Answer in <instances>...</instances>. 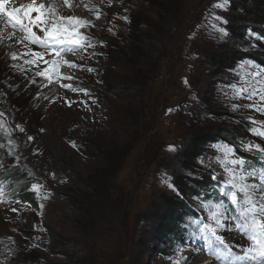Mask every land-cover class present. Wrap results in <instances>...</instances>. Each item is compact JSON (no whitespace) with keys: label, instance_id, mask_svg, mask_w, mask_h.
I'll use <instances>...</instances> for the list:
<instances>
[{"label":"rangeland","instance_id":"1","mask_svg":"<svg viewBox=\"0 0 264 264\" xmlns=\"http://www.w3.org/2000/svg\"><path fill=\"white\" fill-rule=\"evenodd\" d=\"M89 1L95 13L54 6L57 15L87 19L79 29L92 35L91 45L106 41L103 54L83 58L94 73L77 77L97 102L45 83L30 59L35 52L51 58L52 50L0 19V153L11 174L41 186L31 185L33 202L24 197L0 206V264H215L203 258L205 247L191 254L193 246L186 244L175 252L171 232L160 224L174 215L165 200L181 196L172 183L173 164L196 135L241 132L244 141L226 137L213 144L237 146L239 158L264 155L255 147L264 149V138L250 131L258 124L253 120L264 119L250 107L264 108V95L258 98L254 90L262 68L252 74L243 60L236 77L245 76L244 84L231 73L211 76L217 70L212 55L222 49L264 61V40L254 35L264 36V22L255 17V10L264 13V0L251 5L250 15L231 9L235 0L224 8L215 7L223 0ZM213 144L196 160L175 165L178 182L212 183L213 173L226 175L217 154L233 156ZM203 206L192 198L186 208ZM231 230L226 226L223 238L242 256L246 237Z\"/></svg>","mask_w":264,"mask_h":264},{"label":"snow or ice","instance_id":"2","mask_svg":"<svg viewBox=\"0 0 264 264\" xmlns=\"http://www.w3.org/2000/svg\"><path fill=\"white\" fill-rule=\"evenodd\" d=\"M8 3L9 0H0V19L6 17L5 22L14 29L18 28L21 32H24L25 39L46 50L51 49L53 54L58 58L50 62L52 65L51 69L37 72V76H43L51 81L52 76H60L62 65H67L70 68L77 67L69 61L63 60V55L68 53L75 55L78 49L85 47L84 37L81 36L78 29L82 26H87L88 21L72 16L64 17L57 15L53 8L46 7L43 3L37 6L36 0H32L30 4L22 6L19 9L13 8L11 10L6 7ZM64 3L68 4V0H64ZM227 4L228 0H223L222 3L215 4V7L224 8ZM32 13H36L37 15L34 17ZM125 19L127 18L125 17ZM216 19L221 20V17L217 16ZM64 24L73 26V30L69 31L68 27H63ZM34 27L44 33L43 38L33 31ZM219 31L227 35V32L223 28H220ZM87 46H91L90 41L87 42ZM33 55L41 59L43 58V53L41 52H35ZM13 59H15V56H13ZM45 63L49 62L45 61ZM50 71L52 75H49ZM88 71H92V69H88ZM63 79L70 80L72 77L64 76ZM62 87H67L73 92L77 91L70 84L62 85ZM237 92L239 93L240 89H237ZM84 95H89L87 90L84 91ZM247 98L250 99L251 94ZM68 104L71 106L72 101H69ZM250 107H254L257 111L264 113V108H258L256 105H250ZM252 122L253 124H264V122H257L255 120ZM250 131L254 135L264 138V130L252 128ZM29 139L32 138L29 137ZM73 146L75 147V145ZM246 147L249 151L252 150V145H246ZM255 147L260 151H264L259 145ZM229 151L231 152V149ZM230 163L233 165V168L226 170L232 179L222 181L219 185H214L221 199L218 201L210 199L203 202L205 207L211 205L213 224L211 226L201 225L200 230L203 232L207 227L211 234V246L209 250L212 255L218 261H221V264H234L235 261H241L244 257L236 256L234 260H229L227 258L230 255L229 246L222 236L218 234L219 231L226 227L227 222H231L235 229L249 240V246L245 251L248 253L255 252L256 257H258L256 264H264V167L249 172L244 167V158L234 159ZM236 173L240 174L238 179ZM249 178L256 179L259 182L248 184L246 181ZM212 179L216 180V174H213ZM40 187V185L34 184L32 189L36 190ZM201 238L205 239L206 242L208 241V235H202ZM216 245H219V248H216ZM247 258L254 259L253 256H248Z\"/></svg>","mask_w":264,"mask_h":264},{"label":"trees","instance_id":"3","mask_svg":"<svg viewBox=\"0 0 264 264\" xmlns=\"http://www.w3.org/2000/svg\"><path fill=\"white\" fill-rule=\"evenodd\" d=\"M239 1V2H238ZM251 3V4H250ZM261 4V1L257 0H235V2L231 3V9L234 11L237 9H241L244 11V13L250 15L252 14V10L254 7L251 8V5ZM260 7V6H258ZM255 14V17L261 19L262 22H264V13L258 12ZM236 12V11H235ZM264 25V24H263ZM229 28H231L229 26ZM106 42V41H105ZM264 55V54H263ZM246 57L244 54H241V52H231L230 50L222 49L221 51L215 52L212 55L211 59V66L214 69L211 72L212 77L221 76L223 78H226V73H231L236 77V73L238 72V65L243 62V60ZM253 59L257 60L260 63L264 64V61L259 57H252ZM233 71V73H232ZM214 75V76H213ZM238 77L234 79V81H237ZM204 102V101H203ZM212 101L211 99H206L205 108L211 109L212 108ZM224 134H217V133H211V132H202L199 135H196L192 139V145L189 146L187 151L181 156L183 160L179 162H188L189 160L197 159L201 156L203 151L210 146L211 144L219 141L222 138L229 137L230 139L237 140V141H244L245 136L241 132H235L228 129V132L223 131ZM241 133V134H240ZM175 162L173 166V171L175 173V176L173 178V185L174 188L177 190L178 193L181 194V196L177 197L174 202L171 200H165V205L169 206V212H174V215L171 217H164L163 221L160 224V228L165 230L167 228L168 231L171 232V238L170 242L172 243L173 238L181 239L182 233L178 232L180 229V224L183 222L184 217L187 215H190L189 209L186 208V205L190 199H194L195 197H200L202 194H206L209 192V189L211 187V181L206 180H192V181H182L178 182V176H176L178 172V168L176 166L178 165ZM177 164V165H176ZM176 165V166H175ZM187 166V165H184ZM174 175V174H173ZM165 199V198H164ZM180 215L179 219L175 218V216ZM168 217V218H167ZM60 264V263H59Z\"/></svg>","mask_w":264,"mask_h":264},{"label":"bare ground","instance_id":"4","mask_svg":"<svg viewBox=\"0 0 264 264\" xmlns=\"http://www.w3.org/2000/svg\"><path fill=\"white\" fill-rule=\"evenodd\" d=\"M72 1V0H71ZM56 2L57 1H55V2H52L50 5H52L53 6V9L56 11V12H59V10L56 8V6H54V4H56ZM74 3H75V7L71 4V2H69L68 3V5H66V7L67 6H71V8H72V10L73 9H75V10H79L80 9V7L78 6V4H77V2L76 1H74ZM57 4H61L60 2H57ZM49 5V4H48ZM62 5H64V4H62ZM63 7V6H62ZM66 7H65V10H66ZM72 12V11H71ZM10 33H12V32H10ZM204 264H211L209 261H207V260H204Z\"/></svg>","mask_w":264,"mask_h":264}]
</instances>
